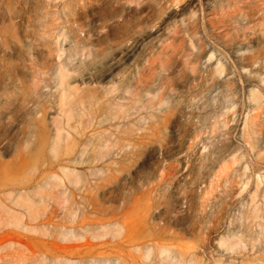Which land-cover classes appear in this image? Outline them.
<instances>
[{
	"label": "rangeland",
	"instance_id": "rangeland-1",
	"mask_svg": "<svg viewBox=\"0 0 264 264\" xmlns=\"http://www.w3.org/2000/svg\"><path fill=\"white\" fill-rule=\"evenodd\" d=\"M0 264H264V0H0Z\"/></svg>",
	"mask_w": 264,
	"mask_h": 264
},
{
	"label": "bare ground",
	"instance_id": "bare-ground-1",
	"mask_svg": "<svg viewBox=\"0 0 264 264\" xmlns=\"http://www.w3.org/2000/svg\"><path fill=\"white\" fill-rule=\"evenodd\" d=\"M23 202V201H22ZM27 204H28V202H27Z\"/></svg>",
	"mask_w": 264,
	"mask_h": 264
}]
</instances>
